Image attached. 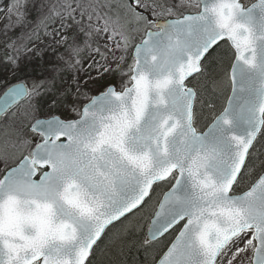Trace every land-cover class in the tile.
Segmentation results:
<instances>
[{
	"label": "snow or ice",
	"instance_id": "6c2138e0",
	"mask_svg": "<svg viewBox=\"0 0 264 264\" xmlns=\"http://www.w3.org/2000/svg\"><path fill=\"white\" fill-rule=\"evenodd\" d=\"M0 34L74 73L0 97V264H128L170 230L158 264H264V0H10Z\"/></svg>",
	"mask_w": 264,
	"mask_h": 264
},
{
	"label": "rangeland",
	"instance_id": "374dc122",
	"mask_svg": "<svg viewBox=\"0 0 264 264\" xmlns=\"http://www.w3.org/2000/svg\"><path fill=\"white\" fill-rule=\"evenodd\" d=\"M245 2L251 3L254 2V0H245ZM10 3V0H0V25H3L5 23V10ZM145 15L150 16V10L145 11ZM20 32V29H16L14 32H9L8 35L12 36L13 39L16 35H18ZM7 37H5L3 34H0V95L5 91L6 88H8L10 85L19 82L24 81L27 85L31 86L33 82H39L44 79L49 80H55V86L56 88H63L66 87L68 84H71L73 72L64 64V60L60 59L61 54L64 55L65 59L69 57V53L65 51V47L61 46L59 47L55 52L52 51L51 48L41 52L40 54H37L36 49H33L31 52H26L23 49H21L19 55H20V70H16L14 66L10 63H7L5 61L6 55H14L12 50L10 48L6 47L7 43ZM17 43H20L17 41ZM37 43L39 47H43V45H39V42ZM29 48H32V43L28 44ZM84 55L86 56L87 53L85 52ZM84 66L87 67L88 60H84ZM81 78H83V73H79ZM93 75H95V72H93ZM66 82V83H65ZM95 94V93H93ZM218 96V102L219 105L224 103L225 97L227 95L226 92L223 94L217 93ZM86 102V101H85ZM217 103V104H218ZM218 105V106H219ZM17 107V106H16ZM16 107H14L11 111H9L1 120H5V118L9 117L11 113L16 111ZM58 115H61V118H64V115L67 113L64 110H61L60 112L56 113ZM151 209L145 210V220L142 221L143 227L140 231L137 233L143 231V233H146L147 231V213ZM136 233V234H137ZM175 232H171L169 235H167L165 238L161 239L158 242L152 243L151 246L161 243L159 246H157L156 253L154 254V260L159 254L162 253L164 248L168 245L170 239H172L175 236ZM155 250V249H154Z\"/></svg>",
	"mask_w": 264,
	"mask_h": 264
},
{
	"label": "trees",
	"instance_id": "16d2710c",
	"mask_svg": "<svg viewBox=\"0 0 264 264\" xmlns=\"http://www.w3.org/2000/svg\"><path fill=\"white\" fill-rule=\"evenodd\" d=\"M151 18V17H149ZM191 86V85H189ZM218 96H216V98L213 100V103L219 107V101H218ZM216 101H218L216 103ZM205 114L207 115V110L205 111ZM146 233H142L139 232L137 233V237L140 238L141 240L143 239V236L145 235ZM174 238V237H173ZM172 238V239H173ZM172 239L168 240L169 243L168 245L170 244V242L172 241ZM162 243V242H161ZM161 243H157L151 247H133L131 248L128 253H127V256H126V259H127V262L128 264H155L156 261L159 259V257L163 254V252L166 250V248L168 247V245L164 248V250L162 251L161 254H159L154 260H152L154 258V254L156 253V248L157 246H159ZM103 247V245H102ZM155 249V250H154Z\"/></svg>",
	"mask_w": 264,
	"mask_h": 264
},
{
	"label": "water",
	"instance_id": "95a60500",
	"mask_svg": "<svg viewBox=\"0 0 264 264\" xmlns=\"http://www.w3.org/2000/svg\"><path fill=\"white\" fill-rule=\"evenodd\" d=\"M21 82V81H20ZM20 82H16V83H14V84H12V85H10L1 95H0V97H3V95L5 94V92L11 87V86H13V85H16V84H18V83H20ZM14 107H16V105H13L9 110H8V112L10 111V110H12ZM8 112H5V113H0V119L4 116V115H6ZM170 232H172V230H170L168 233H165L163 236H161V237H159L156 241H158V240H161L162 238H164L166 235H168ZM146 233H147V231H146ZM175 238V237H174ZM156 241H154V242H156ZM165 251H167V249L165 250ZM163 255V254H162ZM162 255H161V257H162ZM160 257V258H161ZM159 258V259H160ZM159 259L157 260V262L155 263V264H158V261H159Z\"/></svg>",
	"mask_w": 264,
	"mask_h": 264
}]
</instances>
